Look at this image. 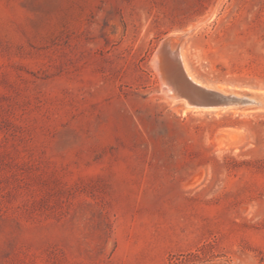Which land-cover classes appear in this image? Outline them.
Instances as JSON below:
<instances>
[{
  "label": "rangeland",
  "instance_id": "rangeland-1",
  "mask_svg": "<svg viewBox=\"0 0 264 264\" xmlns=\"http://www.w3.org/2000/svg\"><path fill=\"white\" fill-rule=\"evenodd\" d=\"M174 40L264 90V0H0V264H264V113L177 110Z\"/></svg>",
  "mask_w": 264,
  "mask_h": 264
},
{
  "label": "water",
  "instance_id": "water-1",
  "mask_svg": "<svg viewBox=\"0 0 264 264\" xmlns=\"http://www.w3.org/2000/svg\"><path fill=\"white\" fill-rule=\"evenodd\" d=\"M168 61V88L172 98L184 100L186 104L197 109L223 111L227 109H255L261 103V95L243 91L230 90L222 92L205 83L192 80L181 57V51L170 45L164 48Z\"/></svg>",
  "mask_w": 264,
  "mask_h": 264
},
{
  "label": "bare ground",
  "instance_id": "bare-ground-1",
  "mask_svg": "<svg viewBox=\"0 0 264 264\" xmlns=\"http://www.w3.org/2000/svg\"><path fill=\"white\" fill-rule=\"evenodd\" d=\"M212 13V12H211ZM213 17V16H212ZM209 20V19H208ZM206 22V21H205ZM204 22V23H205ZM196 26H198V24L196 25ZM195 26V27H196ZM196 30V29H195ZM198 30V29H197ZM188 35V34H187ZM186 35V36H187ZM174 36V35H173ZM172 36V37H173ZM176 36V35H175ZM179 35H177V37H178ZM170 37V36H169ZM172 37H170V38H172ZM174 38V37H173ZM181 38V37H180ZM169 39V38H168ZM183 38H181V40H182ZM184 39H185V37H184ZM165 41H168L167 40V38H166V40ZM178 42V41H177ZM175 40L174 41H172V43L170 44V47L173 49V48H175V47H177V45H178V43H177ZM182 43H184V40H183V42ZM169 44V43H168ZM179 46V45H178ZM181 47V46H180ZM183 49V48H182ZM156 54V53H155ZM156 56V55H155ZM185 56H186V53H185V51L184 50H182L181 51V57H182V60H183V63H184V67H185V69H186V71H187V73H188V75H189V77L192 79V80H194L195 82H197V83H202V82H200L198 79H196L195 77H194V75L192 74V72L190 71V69H189V67H188V65H187V62H186V59H185ZM154 60V59H153ZM156 66H157V72H159L158 74L160 75V77H161V79H162V82H163V84L166 86V88H167V92L168 91H170V89L168 88V75H167V73H168V70H169V68H168V61H167V58H166V53H165V51H164V49L161 51L160 50V53L156 56ZM153 64H155V63H153ZM208 86H210V85H208ZM219 91H222V92H230V90H234V89H232V88H217ZM252 93H255V94H258V95H261L262 96V100H261V104L258 106V107H256L255 109H227V110H223V111H210V110H205V109H197V108H194V107H192V106H189V105H187L186 104V101H184V100H179V99H175V98H172V100H170L169 101V103L170 104H172L174 107H176L177 108V110H179V111H181V112H183V113H189V112H194V110L195 111H200V112H198V113H200V114H203V113H213L214 112V114H221V113H232V114H234V115H237V114H239V111L240 112H244V114L246 113V112H262V113H264V90H255V91H252ZM171 97V96H170ZM164 100H165V98H164ZM167 100V99H166ZM169 100V99H168ZM177 101H179L180 103L182 102V105L181 104H178V103H175V102H177ZM166 103H167V101H166ZM168 103V104H169ZM215 112H217V113H215ZM242 115H243V113H242ZM233 132V131H232ZM232 132L230 131H223V132H221L220 134H219V136H220V138L221 139H219V141H220V146L223 148V149H227V150H229V149H236L237 148V145H238V143H240V140H239V142H238V139H240V138H237L239 135H235V136H237V137H235L233 134H232ZM235 133V132H234ZM219 141H217V142H219ZM219 146V147H220Z\"/></svg>",
  "mask_w": 264,
  "mask_h": 264
}]
</instances>
